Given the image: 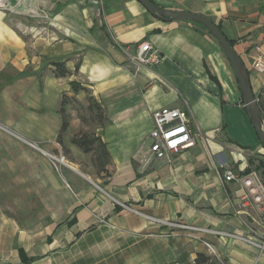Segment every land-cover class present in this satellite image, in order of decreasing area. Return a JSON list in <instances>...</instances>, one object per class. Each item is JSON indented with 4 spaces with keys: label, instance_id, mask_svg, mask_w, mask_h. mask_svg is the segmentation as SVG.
Wrapping results in <instances>:
<instances>
[{
    "label": "crops",
    "instance_id": "0c3cea01",
    "mask_svg": "<svg viewBox=\"0 0 264 264\" xmlns=\"http://www.w3.org/2000/svg\"><path fill=\"white\" fill-rule=\"evenodd\" d=\"M153 1L219 25L264 110V74L253 69L264 52V0ZM143 41L162 53L157 66L131 62ZM53 61H64L70 73L55 75ZM72 80L88 86L104 108L99 135L110 162L103 181L72 142L81 127L74 115L63 137L72 158L60 171L50 158L64 155L59 108L62 94H73ZM161 107L185 110L197 143L146 164L152 113ZM0 123L12 132L4 148L9 170H25L39 183L45 210L41 227L2 229L10 239L0 243V264H22L19 248L33 258L27 264H185L211 253L204 241L228 264H264V252L226 235L246 234L247 225L259 234L264 229L247 214L241 181L221 177L223 166L241 176L261 168L264 145L230 61L196 24L158 19L138 0H2ZM173 223L214 232L190 233Z\"/></svg>",
    "mask_w": 264,
    "mask_h": 264
},
{
    "label": "built area",
    "instance_id": "2783aa9c",
    "mask_svg": "<svg viewBox=\"0 0 264 264\" xmlns=\"http://www.w3.org/2000/svg\"><path fill=\"white\" fill-rule=\"evenodd\" d=\"M1 1L2 0H0V2ZM2 5H5L4 1ZM162 59V53L148 41L139 43L135 52L130 57L131 62L137 67H155ZM253 69L264 74V52H260L256 57L253 63ZM152 118L153 128L149 133L150 155L142 156L141 161L143 163H149L153 157L157 159L168 158L173 153H180L196 145L198 135L193 133L190 128V119L185 110L178 107H161L153 111ZM28 143L34 148H40L36 142L29 141ZM50 158L55 167H58L56 162L60 164L66 162L64 155L56 156L51 154ZM222 169L223 172L221 177L224 181H241L243 185L241 197L245 201L244 205L248 202V206L252 209V212H247V214L253 218L254 222L264 229V167L258 168L253 166L248 173L242 176L228 166H223ZM121 205L128 211L134 213L139 212L129 204L121 203ZM240 212L245 213V210H241ZM173 224L179 228L187 229L190 233L214 232L205 227L182 223ZM226 235L264 252V232L263 234H259L257 230L249 225H247L246 234L227 233ZM204 243L211 253L217 255L211 243L207 241H204Z\"/></svg>",
    "mask_w": 264,
    "mask_h": 264
},
{
    "label": "rangeland",
    "instance_id": "374dc122",
    "mask_svg": "<svg viewBox=\"0 0 264 264\" xmlns=\"http://www.w3.org/2000/svg\"><path fill=\"white\" fill-rule=\"evenodd\" d=\"M80 93L82 96H77V94L70 95L66 104V109L70 117L74 115L81 121V127L76 133L87 132L99 135L104 120L100 118L99 110L95 109L91 112L88 109L90 97H96L88 86L86 89L80 90ZM3 135L6 139L3 138ZM10 135L12 136L10 129L0 123V243L6 240L9 243V232L5 231L3 233L2 229L4 228L20 230L26 227H41L44 223L40 218L45 210L43 208L44 205L39 202V197L43 194L39 183H37V187L35 182L27 180L25 170L19 171L18 173L9 170L8 151H5L4 148L8 147L9 140L7 137ZM63 153L65 158H72L65 149H63ZM86 157V163H92L94 166L92 174L103 181L106 175L99 172L94 165L93 154L88 153ZM56 164L58 167L55 168L57 171H60L62 164L57 162ZM262 167H264L263 163ZM82 168L89 171V168L85 165ZM183 255L186 254L182 251L179 252L178 259H182ZM209 256L211 260L205 264H217L215 259H218L219 264H228L227 260L218 256V254L210 253Z\"/></svg>",
    "mask_w": 264,
    "mask_h": 264
},
{
    "label": "water",
    "instance_id": "95a60500",
    "mask_svg": "<svg viewBox=\"0 0 264 264\" xmlns=\"http://www.w3.org/2000/svg\"><path fill=\"white\" fill-rule=\"evenodd\" d=\"M152 15L161 20H187L196 22L204 27L220 44L225 55L230 61L239 86L249 118L264 145V114L258 104L250 82V74L244 61L236 52L231 41L226 37L221 28L208 17L181 9L165 8L153 0H138Z\"/></svg>",
    "mask_w": 264,
    "mask_h": 264
},
{
    "label": "trees",
    "instance_id": "16d2710c",
    "mask_svg": "<svg viewBox=\"0 0 264 264\" xmlns=\"http://www.w3.org/2000/svg\"><path fill=\"white\" fill-rule=\"evenodd\" d=\"M191 22V21H190ZM196 24L198 27L201 29L205 30L208 32L204 27H202L200 24L196 22H192ZM219 26V25H218ZM96 27L95 26L91 29V31H94ZM220 27V26H219ZM101 29H104V26H100ZM209 33V32H208ZM232 43V41H231ZM233 44V43H232ZM52 65L54 66V73L57 76L64 77L67 76L70 71L66 67V63L64 61H53ZM78 67H76V70ZM71 85V90L73 94H77L80 92V90L86 89L87 86L77 80H72L70 82ZM70 94L68 93H63L62 98H61V104L59 108V112L62 116V126L58 135V142L63 146V149L68 153V149L63 143V137L65 132L68 129L69 122H70V115L67 112L66 109V104L67 100L69 98ZM259 106L260 103L258 102ZM263 114L264 110L260 106ZM89 111L93 112L95 109L100 111V118H103L104 123L106 120L105 113H104V108L102 106V103L94 98L93 96L90 97L89 105H88ZM104 123L101 126H104ZM72 142L77 145L82 151L85 153H92L93 154V163L98 169L99 172L104 173L106 176L109 175V171L107 169V165L110 162V153L108 151L106 143L103 141L100 135H97L96 133H87V132H78L76 133L73 138ZM19 254L22 260V264H27L31 260H33L32 257H28L25 250L23 248H19ZM211 260V257L203 252H199L197 254V257L195 258L194 261H188L187 258H185L183 261L185 264H205L208 263ZM216 263L219 264L218 259H215Z\"/></svg>",
    "mask_w": 264,
    "mask_h": 264
}]
</instances>
